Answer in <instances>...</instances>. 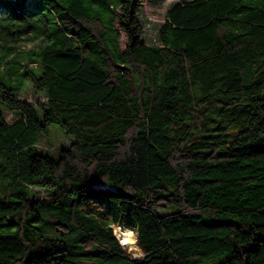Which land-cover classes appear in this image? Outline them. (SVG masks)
I'll list each match as a JSON object with an SVG mask.
<instances>
[{
  "label": "trees",
  "instance_id": "1",
  "mask_svg": "<svg viewBox=\"0 0 264 264\" xmlns=\"http://www.w3.org/2000/svg\"><path fill=\"white\" fill-rule=\"evenodd\" d=\"M143 2L0 0V264H264V0Z\"/></svg>",
  "mask_w": 264,
  "mask_h": 264
},
{
  "label": "rangeland",
  "instance_id": "2",
  "mask_svg": "<svg viewBox=\"0 0 264 264\" xmlns=\"http://www.w3.org/2000/svg\"><path fill=\"white\" fill-rule=\"evenodd\" d=\"M177 1V0H144L143 6L140 10V18L144 26V40L147 43H155L157 39V29L160 23L165 20V14L167 8L170 3ZM28 7L32 9H36V5L29 1ZM39 45L38 41L35 42H24L22 43V47L25 49L36 48ZM14 84L16 85L21 80L19 77H16L13 80ZM18 97L20 98H27L28 101H35V100H42L40 96L41 94H34L32 92V82L29 80H24V84L20 91L17 92ZM37 95V96H36ZM0 111L6 112L7 109L2 106ZM8 120L11 119V114H8ZM68 136L60 129L57 125H52L50 128L49 133L44 136L41 142V148L43 150L50 151L53 155H56V149L60 146H65L69 144ZM114 230L117 234V237L120 238V241L123 243V239H121L122 235V228L117 226L114 227ZM125 230V229H123ZM126 231V230H125ZM137 236V233H136ZM124 244V243H123ZM128 251L134 258L142 257V251L139 247H137L136 243L132 246L134 249H131L125 245ZM77 264H92L87 261H80Z\"/></svg>",
  "mask_w": 264,
  "mask_h": 264
},
{
  "label": "bare ground",
  "instance_id": "3",
  "mask_svg": "<svg viewBox=\"0 0 264 264\" xmlns=\"http://www.w3.org/2000/svg\"><path fill=\"white\" fill-rule=\"evenodd\" d=\"M119 226L121 227V225H116V227ZM122 235H121V239H123V243L124 245H126L127 247L134 249L132 246L135 245L136 243V232L132 231V230H122Z\"/></svg>",
  "mask_w": 264,
  "mask_h": 264
},
{
  "label": "built area",
  "instance_id": "4",
  "mask_svg": "<svg viewBox=\"0 0 264 264\" xmlns=\"http://www.w3.org/2000/svg\"><path fill=\"white\" fill-rule=\"evenodd\" d=\"M117 235V234H116Z\"/></svg>",
  "mask_w": 264,
  "mask_h": 264
}]
</instances>
